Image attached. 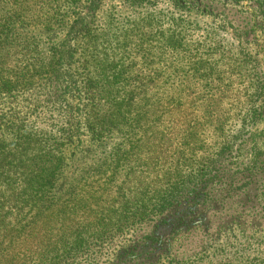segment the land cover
Masks as SVG:
<instances>
[{
	"label": "trees",
	"instance_id": "obj_1",
	"mask_svg": "<svg viewBox=\"0 0 264 264\" xmlns=\"http://www.w3.org/2000/svg\"><path fill=\"white\" fill-rule=\"evenodd\" d=\"M162 1L0 0V264H214L227 235L264 264V0ZM218 92L236 112L164 160Z\"/></svg>",
	"mask_w": 264,
	"mask_h": 264
},
{
	"label": "rangeland",
	"instance_id": "obj_2",
	"mask_svg": "<svg viewBox=\"0 0 264 264\" xmlns=\"http://www.w3.org/2000/svg\"><path fill=\"white\" fill-rule=\"evenodd\" d=\"M41 2L42 0H28L29 4L31 6L35 5L38 2ZM117 8V13L113 15L114 19H118L120 21L124 20L125 18H135L136 16L133 14V12L127 11L124 7H122L121 2H116ZM159 9L165 10L169 9V5L167 2H161L158 5ZM38 11V8L34 7L33 12L30 14H27L28 16H33L36 14ZM97 18L101 19H106L108 18L109 14L107 9L104 10L103 12H98ZM227 15L231 18V13H227ZM196 22L199 21L201 25H203L204 22L207 23V19L204 17H198L195 18ZM201 97L202 99L205 97V91L201 88ZM213 98H217L216 102L218 99L223 98L221 101L217 102V107L215 106L211 112L207 114V117L205 119H201V115L203 111L196 113L193 107H191L192 103L188 105V109L183 112L182 114H173L170 115L169 118L165 120V122L160 123L158 126V131L156 133V138L157 139H163L164 140V145L165 146H160V150L163 152L164 160L165 158L168 159H173L174 156H178L180 153H184L186 157H189L188 154V148L184 146V144H187L189 146L188 141L186 142V137L189 136L191 137V134H196V140H199L202 138L203 142L207 145L210 144L209 142V137H212V133L209 132V130H212V126L210 122H205L209 121V118L211 121L216 122L217 124H223L226 119L232 117L234 112H236L235 109H230L229 106L226 105L225 101V94L224 93H219L218 95L214 96ZM211 116H214V119L212 120ZM202 120L204 123L203 126L200 127L199 122ZM197 123V127H193ZM216 125V124H215ZM220 126V125H219ZM222 129V126H220V131ZM112 138L108 139L109 144H114L116 142H119V139L114 135L110 136ZM128 137V135L126 136ZM214 143L218 142V135L214 132ZM153 145L156 144V140H154V136L151 138ZM109 145V146H110ZM196 145V144H195ZM252 145L246 144L244 148H242L243 155H244V150L245 152H249L251 149ZM197 152V151H196ZM194 153V157H195ZM147 156V155H146ZM145 156V157H146ZM247 155L245 156V158ZM147 171V170H146ZM155 174H151V171H147L144 175L141 176V178H153ZM226 238L223 237L220 240L216 241V244H212V246L208 249L207 253V260H211L214 264H239L240 262L234 261V258H232V254L230 255V251H222L223 249L225 250L226 248L223 247L226 243ZM222 249V250H221ZM264 256V255H263ZM244 264V263H240Z\"/></svg>",
	"mask_w": 264,
	"mask_h": 264
}]
</instances>
